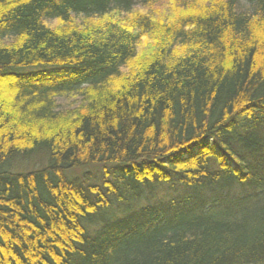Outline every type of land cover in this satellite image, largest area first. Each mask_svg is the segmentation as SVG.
<instances>
[{
    "label": "trees",
    "instance_id": "1",
    "mask_svg": "<svg viewBox=\"0 0 264 264\" xmlns=\"http://www.w3.org/2000/svg\"><path fill=\"white\" fill-rule=\"evenodd\" d=\"M0 264H264V0H0Z\"/></svg>",
    "mask_w": 264,
    "mask_h": 264
},
{
    "label": "rangeland",
    "instance_id": "2",
    "mask_svg": "<svg viewBox=\"0 0 264 264\" xmlns=\"http://www.w3.org/2000/svg\"><path fill=\"white\" fill-rule=\"evenodd\" d=\"M59 103L60 104H62L63 106H66V104H67V100H64V99H59ZM23 165H22V167H23V169H25V170H27V171H29V170H33V169H38V168H40L41 166H43V161L40 159V158H35V159H33V160H29V159H27L26 161H24L23 163H22ZM86 170H88V169H85V168H83L81 171L79 170V172L78 173H73V174H79L80 176H81V174H86ZM91 170V169H90ZM20 171H22V170H20ZM84 171V172H83ZM92 171H95V174H96V176L97 175H99V171L100 170H98V168L95 170H92ZM92 171H90V172H88L87 173V175H89V176H92L91 174H92ZM84 176V175H83ZM145 202H146V200H145ZM145 202H144V204H145ZM139 203L141 204V200L139 201ZM142 203H143V200H142ZM93 227L94 226H92L91 228H89V229H91V231L93 230ZM95 228V227H94Z\"/></svg>",
    "mask_w": 264,
    "mask_h": 264
}]
</instances>
